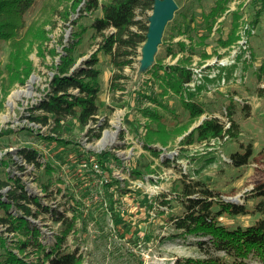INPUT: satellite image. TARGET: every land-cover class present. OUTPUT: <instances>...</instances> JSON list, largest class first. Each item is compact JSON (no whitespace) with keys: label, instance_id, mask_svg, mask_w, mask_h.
Returning a JSON list of instances; mask_svg holds the SVG:
<instances>
[{"label":"rangeland","instance_id":"rangeland-1","mask_svg":"<svg viewBox=\"0 0 264 264\" xmlns=\"http://www.w3.org/2000/svg\"><path fill=\"white\" fill-rule=\"evenodd\" d=\"M95 1L100 4L105 0ZM214 2L177 0V12L168 23L156 55L163 56V46H175L179 41L189 46L186 34H179L178 28L183 26L188 35L194 36L196 43L197 33L205 31L202 12L207 13ZM249 2L228 1L224 13L213 23L204 45H195L196 53L191 56L189 64L202 73L205 86L197 95L210 115L221 116L225 120L220 113L223 108L228 113L227 106L233 101L230 121L238 123V138L235 141L226 139L185 146L179 144V136L164 147L157 143L151 145L158 156L152 155L143 144L145 124L149 121L139 110L154 105L147 100L140 105L133 94L134 89L143 88L153 78L151 71L138 72L139 49L132 66L123 69L126 78L118 81L124 89L114 94L108 89L112 68L104 56L98 55L101 71L98 118H107L102 127L106 131L102 133L101 130L99 139H89L86 133L88 126L80 130L69 120L65 123L66 132L60 135L53 133L48 126L42 127L28 120V109L44 95L53 69L65 53L63 47L78 38L77 51H85L86 55L78 60L77 65L95 49V45H89L88 38L92 32L91 23L99 16V10L89 9V0H79L73 8L75 0H35L25 14L24 27L15 39L21 37L24 40L33 69L23 84L8 82L10 76L6 73L0 75V177L18 179L32 194L37 192L36 186L49 177L53 178L56 182L53 185L60 187L61 194H68L67 200L56 196L44 201L60 210L70 207L71 213L65 211L70 217L76 214L77 232L67 236L61 247L67 250L78 247L82 264H175L186 259H200L203 249L195 242L207 238L188 234L175 236L179 232L174 230L169 220L182 209L174 201L179 171L203 179L222 201L228 203L252 206V190L264 189V87H261L264 73L257 77V70L264 63V12L259 23L253 25V12L260 5L253 7ZM236 11L241 12L234 33L236 38L222 48L217 40L228 35ZM64 12L67 16H63ZM149 14L147 10L139 17L145 18ZM35 21L37 24L46 22V39L40 45L36 41L29 43L23 36L27 26ZM246 23L253 30V35L248 38L250 57L244 58V50L239 47L233 63L219 64L218 59L230 54ZM9 53V45L0 42V68L9 61ZM179 57L181 54L163 56L162 63L173 64ZM6 86L9 89L4 95ZM240 103L248 108L241 111ZM171 107L178 119H182L183 110L176 99L170 101ZM204 117L202 115L188 130ZM247 143L251 144L253 152L247 165L230 167L223 163L222 160L229 162L227 151L236 148L241 151L244 147L240 145ZM23 147L35 150L44 166L35 170L25 166L21 170L24 167L17 150ZM166 159L168 165L162 164ZM146 163L149 166L145 168L143 164ZM111 199L113 202L109 203ZM161 200L168 201V204H162ZM254 219V215L245 214L235 217L222 215L218 220L224 225L245 227ZM30 221L39 229V239L44 244H51L58 234V225L44 216ZM3 230L0 227V264H3L4 240L5 247L18 254L12 245L15 239H21L17 233L8 235ZM206 249L211 251V248ZM33 256L22 253L19 257L34 262ZM6 258L13 260L12 256ZM244 264L261 263L248 256Z\"/></svg>","mask_w":264,"mask_h":264},{"label":"trees","instance_id":"trees-1","mask_svg":"<svg viewBox=\"0 0 264 264\" xmlns=\"http://www.w3.org/2000/svg\"><path fill=\"white\" fill-rule=\"evenodd\" d=\"M78 1L75 0L72 8ZM228 1L215 0L207 13L202 12L205 31L197 33L196 43L194 36L185 32V26L178 28L179 34H186L189 46L181 41L176 42L175 46L161 45L164 57H175L177 54H181V57L169 65L162 63L163 56L155 54L153 65L145 71L152 72V81L143 88L138 87L133 91L137 103L141 105L147 100L154 105L152 108L139 109L149 121L145 124L146 131L142 141L145 148L154 156L159 154L155 148L150 147L151 145L157 143L164 147L179 136H181L179 144L185 146L210 141L221 142L226 139L235 141L239 136L238 123L230 121L233 101L232 105L227 106L228 113L224 108L220 113L225 117L223 120L221 116L210 115L197 95L205 86V81L198 84L194 90L186 86L193 76L189 64L191 56L196 53L195 45H204L213 23L224 13ZM34 2L35 0H0V42H6L10 47L9 61L0 68V75L8 74L10 83L23 84L33 69L24 40L22 41L21 37L18 40L15 38L20 35L18 32L24 27L25 14ZM89 2V9L99 10V16L91 23L92 32L88 38L89 45H95V49L77 65L78 60L86 55L85 51H77L78 38L67 47L64 46L65 53L55 65L44 95L28 109L27 118L30 122L42 127L48 126L56 135L66 132L65 123L69 120L80 130L88 126L86 133L89 139L99 137L104 124L97 128L91 127L96 123L101 108L97 102L101 93L98 55L104 56L112 68L108 89L114 94L124 89L123 85L118 83L126 78L123 69L132 66L139 55L138 49L145 41L148 15L145 18L139 16L144 15L147 10L151 11L152 0H105L100 4L95 0ZM175 2L179 6L177 0ZM249 3L253 7L260 5L253 12L251 21L253 25H257L264 12V0H250ZM240 15L239 11L233 13L231 29L224 39L218 38L219 46L226 47L235 40L234 33ZM63 16H67V13L64 12ZM37 23L35 21L27 26L23 36L29 43L33 44L36 41L40 45L46 39L44 29L46 22ZM167 26L168 23L163 31V39ZM260 73H264V63L258 68L257 77ZM8 89V86L3 88L4 95ZM172 99H176L183 110L184 116L182 114L180 116L182 119H178L174 108H169ZM242 104L244 103H240L241 111H244L248 107ZM202 115L205 116L203 120L185 134ZM240 146L244 147L241 151L238 148L227 151L229 162L221 158L224 164L230 167H243L251 161L253 156L251 144ZM17 152L25 162L33 164L36 169L41 168L39 154L35 150L23 147ZM161 163L168 165L169 161L166 159ZM148 166L149 163L143 164L145 168ZM179 175L180 177L175 180L177 188L174 201L182 209L180 213L169 218L174 230L179 232L174 235L188 234L196 238L201 236L207 240L199 239L195 242L203 249L200 259H186L175 264H244L248 256L264 264V189L258 187L252 190L254 203L248 207L245 204L222 201L201 178L191 177L182 171H179ZM53 184L56 182L51 177L40 184L46 192V197H56L61 192L60 187ZM4 188L7 190L2 192ZM67 195L59 194L63 201L67 200ZM108 202L113 201L111 199ZM161 203L166 205L168 201L161 200ZM66 210L71 213L70 207ZM66 210L60 212L57 208L47 206L37 196L28 193L22 183L14 177H0V227L7 234L17 233L21 237L19 240L15 239L12 245L18 254L12 252V248H6L4 240L2 247L5 249L1 254L3 264H82V255L78 247L71 250L61 247L67 236L77 232V216L75 213L71 217L67 216ZM245 214L255 216V219L245 227L224 225L218 220L222 215L235 217ZM39 216H44L58 225V234L51 244H44L39 239V229L29 219L35 220ZM206 248H211V251ZM22 253L35 255L34 262L24 261L23 257H19ZM8 256H12L13 260H7Z\"/></svg>","mask_w":264,"mask_h":264},{"label":"water","instance_id":"water-1","mask_svg":"<svg viewBox=\"0 0 264 264\" xmlns=\"http://www.w3.org/2000/svg\"><path fill=\"white\" fill-rule=\"evenodd\" d=\"M177 8L178 6L175 0H152V8L150 14L147 17L145 41L139 49L140 58L138 60L137 66L139 73H144L149 67L153 65L154 56L157 53L158 46L161 44L164 28L167 23L172 20L174 12L177 10ZM202 120L203 118L201 121ZM192 128L193 127H191L187 133Z\"/></svg>","mask_w":264,"mask_h":264},{"label":"built area","instance_id":"built-area-1","mask_svg":"<svg viewBox=\"0 0 264 264\" xmlns=\"http://www.w3.org/2000/svg\"><path fill=\"white\" fill-rule=\"evenodd\" d=\"M253 35V30L251 29V27L246 23L245 25H243L242 26V29H241V31H240V36H239V39L237 40V43L234 45V47L232 48V50H231V52H230V54L227 56V57H222V58H220V59H218V62H219V64H226V65H230L231 63H233L234 61H235V57H236V54H237V48H239V47H241L240 49L241 50H244L243 51V57L244 58H249L250 57V51L248 50V48H249V45H248V38H249V36L250 35ZM241 50H239V53L241 52ZM190 67V69L192 70V72H193V76H192V80L189 82V83H187L186 84V86H188L191 90H194L195 89V87L198 85V84H200L201 82H203L202 81V79H201V72H200V69L199 68H196V67H194V66H189ZM221 80H223L222 78H221ZM261 87H264V83H262L261 84ZM99 119V120H98ZM104 121L105 122H107V118H98L97 117V123L96 124H94L92 127H100V125H102L103 123H104ZM98 125V126H97ZM227 125V124H226ZM40 126V125H39ZM106 130H102V133L103 132H105ZM101 133V132H100ZM100 138V137H99ZM98 138V139H99ZM15 153H16V151H15ZM18 156V155H17ZM20 157V162H22V166L24 167V168H20L21 170H24L25 169V166H28V167H30V168H32V170H35L36 168H34V166H33V164H31V163H27V162H25L24 161V159L21 157V156H19ZM42 166H44V165H41V167ZM182 172H184V171H182ZM185 173V172H184ZM25 189H26V191L28 192V193H30V194H32L31 192H30V190H28V188L27 187H24ZM51 188H53V187H51ZM7 190V188H4V189H2L1 191L2 192H5ZM36 190H37V192L35 191L34 193L35 194H32V195H35V196H37L41 201H43V203L44 204H46L47 206H49V207H54V208H56L55 206H53V205H50L48 202H46V201H48L47 199H50L51 200V198L52 197H46L45 196V193L46 192H44L43 191V189H42V187L41 186H36ZM39 192V193H38ZM61 192H63V191H61ZM61 192L59 193L60 195H61ZM38 193V194H37ZM59 194L58 195H56V196H59ZM55 195V194H54ZM60 197V196H59ZM44 200H46V201H44ZM60 212L61 211H63V210H60L59 208H57ZM67 212H69L68 210H67ZM66 215L68 216V214L66 213ZM30 220H32L33 221V219H31V218H29ZM9 235V234H8Z\"/></svg>","mask_w":264,"mask_h":264},{"label":"crops","instance_id":"crops-1","mask_svg":"<svg viewBox=\"0 0 264 264\" xmlns=\"http://www.w3.org/2000/svg\"><path fill=\"white\" fill-rule=\"evenodd\" d=\"M226 37V36H225ZM225 37H222V39H224ZM222 48H224V47H222ZM231 91H234V89H230ZM230 91V92H231ZM98 99H99V97H98ZM97 102H98V100H97ZM101 109V108H100Z\"/></svg>","mask_w":264,"mask_h":264},{"label":"bare ground","instance_id":"bare-ground-1","mask_svg":"<svg viewBox=\"0 0 264 264\" xmlns=\"http://www.w3.org/2000/svg\"><path fill=\"white\" fill-rule=\"evenodd\" d=\"M140 58V57H139ZM27 85V84H26ZM24 88V87H23ZM25 89V88H24ZM31 90V89H30ZM29 91V90H28ZM14 96V95H13ZM24 96H25V94H24ZM15 97V96H14ZM17 97V96H16ZM12 98V97H11ZM110 136V135H109ZM112 139V138H111ZM236 200V199H235Z\"/></svg>","mask_w":264,"mask_h":264}]
</instances>
